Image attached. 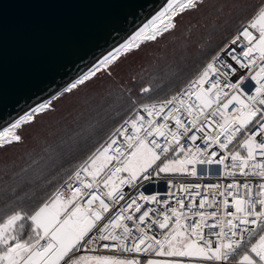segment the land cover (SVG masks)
Here are the masks:
<instances>
[{
  "label": "snow or ice",
  "instance_id": "1",
  "mask_svg": "<svg viewBox=\"0 0 264 264\" xmlns=\"http://www.w3.org/2000/svg\"><path fill=\"white\" fill-rule=\"evenodd\" d=\"M203 2L167 0L133 37L0 132V147L22 142L16 130L51 110L58 97L78 89L102 70L110 74L122 53L173 30L178 15L199 9ZM230 44L233 47L226 44L212 56L182 93L159 103L132 99L133 118L116 130V135L124 137L125 147L111 139L98 148L75 171L76 187L68 183L67 192L57 189L35 207L9 206L0 215V264H264V0ZM226 48L231 58L228 63L221 55ZM141 92L148 93L149 88ZM184 140H190L191 146L185 148ZM126 152L135 166L120 159ZM177 152L182 158L168 159V154ZM229 159L231 165L226 163ZM114 160L119 166L113 168ZM197 164L222 165L225 175L243 178L228 183L223 191L219 185H205L203 191L211 199L199 191L192 196H200V209L214 211H197L192 215L199 218L193 220L179 210L185 204L178 199L179 209L169 206L167 213L156 212L146 205H167L168 201L143 192L115 207L125 200L124 184L135 187L139 178L149 180L153 173L196 176ZM123 172L128 176L117 183L114 178ZM101 183L108 191L101 189ZM179 191L189 189L179 185ZM217 196L223 199L217 201ZM195 206L187 205L189 209ZM151 227L161 230L162 239L148 234L146 229ZM99 248L113 254H100ZM176 257L186 259H171Z\"/></svg>",
  "mask_w": 264,
  "mask_h": 264
},
{
  "label": "trees",
  "instance_id": "2",
  "mask_svg": "<svg viewBox=\"0 0 264 264\" xmlns=\"http://www.w3.org/2000/svg\"><path fill=\"white\" fill-rule=\"evenodd\" d=\"M256 1L204 0L199 9L178 15L184 19L178 21L176 17V27L154 42L165 44L166 35L176 36V31L181 40L173 39L166 50L148 59L139 58V66H130L126 72V68H120L118 74L113 69L110 74L107 70L97 73L92 78L95 87L90 88L95 91L93 98L83 99L82 104L73 103L72 116L64 113L71 111L68 109L62 117L60 112L53 117L47 127L46 133L51 134L47 139L36 145L30 141L29 147L26 140L4 155L2 149H10L13 144L0 147V215L14 204L35 207L47 200L74 167L83 164L100 144L105 146L116 134L119 123L131 111L132 99L148 101L173 94L245 22L237 17ZM234 24V31L229 32L227 26ZM145 87L149 88L148 93L141 92Z\"/></svg>",
  "mask_w": 264,
  "mask_h": 264
},
{
  "label": "water",
  "instance_id": "3",
  "mask_svg": "<svg viewBox=\"0 0 264 264\" xmlns=\"http://www.w3.org/2000/svg\"><path fill=\"white\" fill-rule=\"evenodd\" d=\"M167 0H0V127L59 90Z\"/></svg>",
  "mask_w": 264,
  "mask_h": 264
},
{
  "label": "built area",
  "instance_id": "4",
  "mask_svg": "<svg viewBox=\"0 0 264 264\" xmlns=\"http://www.w3.org/2000/svg\"><path fill=\"white\" fill-rule=\"evenodd\" d=\"M248 21L249 20L243 22L241 25H246L248 23ZM241 25L209 56V58L206 60L204 65H206L211 60L212 56L215 55L217 52H219V50L222 47H224L226 44L229 45V48L233 47L230 44V41L237 35V31L240 29ZM126 37L127 36H125L124 38H126ZM241 39H243V38H241ZM242 46L243 45H241V47ZM237 51H239V48H237ZM227 52H228V49L226 48L225 49V53H221V55L224 57L225 63L231 62L230 55H227L226 54ZM217 66L220 67L219 64ZM201 69H199L190 78H188L182 84V86L178 90H176L173 94H171L170 96L165 97V98H161V99L148 100V101H144V102H147V103H159L160 101H163L165 99H171L173 96H176V95L182 93L187 88L189 81L195 79L197 73ZM133 115H134V113L132 111H130L121 120V122L119 123L117 129L124 127V121L133 118ZM157 119H159V118H157ZM130 131L131 130L129 129V132ZM0 132H3V131L0 129ZM197 135H202V134L201 133H197ZM111 139H116L119 146L125 147L124 137L114 134ZM111 139L107 140L106 144L108 142H110ZM161 142H162V139H161ZM182 143H183L185 148H188V147L191 146V141L190 140H184V141H182ZM197 143L202 145V141H197ZM209 151H211V149H209ZM217 151H219V150L217 149ZM170 154H168V156ZM128 156L129 155H127V152H126V155L124 157H121L120 159L122 161H125L128 158ZM177 157L178 158H182V155L177 152ZM157 163H159V161ZM226 163L231 165V160L229 159L228 161H226ZM81 165L82 164H79L76 167H74L65 176V178L63 180H61L57 184V186L51 192V195H53L57 189H60V190H63L65 192H67V184L68 183H72L73 187H76L77 186V182L74 179V173H75L76 170H78L80 168ZM116 166H119V165L114 160L112 162V164L110 165V167L114 168ZM212 166L213 167L208 168V167H206V164H204V165H200V164L195 165V167L197 169V175L196 176H192V175L187 174V173H184V174H181V173H178V174H159V175H156L155 173H153L149 180H143L142 178H139L136 182H134L135 183V187H133V186H131L129 184H124L122 186V188H121V191L125 194V200L124 201H120L119 204H117L115 207L119 208L127 200L137 198V197H139V194L141 192H143L144 195H156L158 200H167L168 201L167 205H165V204H157V203H151V204H147L146 205V207L155 209L156 212H165V213H167L169 206L179 209V205L177 204V200L178 199H183L184 204H185V207L183 209H179V210L183 211L184 213H186L188 215H192L193 213H195L197 211H205V212L214 211L215 208L200 209L199 208L200 196H196L195 199H192V196H194L195 193L197 191H199L201 193V195L208 196L209 199H211V194L208 193V192H204L203 191L205 185L216 184V185H219L221 191H223L224 187L228 183L233 182V180L240 181L243 178L240 177L238 174H237L236 177H231V176L225 175V170L223 169L222 165L213 164ZM70 176L73 177V179L71 181L69 180ZM197 184L200 185V189H195L194 188V186L197 185ZM173 185H175V186H173ZM179 185H184V186L188 187L189 191L188 192L179 191ZM100 187L105 192L108 191V189H104L103 185H100ZM168 193H171V195H168ZM216 199H217V201H220V200L223 199V197L217 196ZM229 199H231V198L229 197ZM138 202L141 203L142 205L145 204V202L143 200H138ZM109 203H110V201H109ZM190 203L193 204V205H196V206L191 208V209H189L187 207V205L190 204ZM151 215H155V213H150V216ZM159 218L162 219V217H159ZM198 218L199 217L192 215V219L193 220L198 219ZM189 222H191V221H189ZM127 223L129 224L130 227H132L131 221H127ZM145 224L146 225L150 224V221L146 220ZM141 227H145V225H141ZM146 230L148 231L149 235L155 234L157 236V238H161L162 239L161 230L158 227H151V228H147ZM134 235H139V233H136L134 231ZM213 239H214V237H213ZM107 243H112V242H107ZM98 252L110 253L109 250H105L103 248H99ZM110 254H113V253H110ZM114 254L115 255L127 256V257L137 256L138 255L136 253H114ZM140 257L146 258L143 255H140Z\"/></svg>",
  "mask_w": 264,
  "mask_h": 264
},
{
  "label": "rangeland",
  "instance_id": "5",
  "mask_svg": "<svg viewBox=\"0 0 264 264\" xmlns=\"http://www.w3.org/2000/svg\"><path fill=\"white\" fill-rule=\"evenodd\" d=\"M167 3V1L163 4V6ZM260 3V0H257L256 2H254L253 6L249 9V10H244L238 17L237 19L238 20H243V21H247L249 20L254 12H255V9H256V6ZM163 6L160 7L163 8ZM159 10V9H158ZM157 14V10L152 14V15H149L150 16V20L152 19L153 16H155ZM176 19H178V21H182L184 19V17L181 15L179 18L177 17ZM175 19V20H176ZM145 21H143L144 23ZM187 22L186 20L183 21V23ZM140 24L138 25L135 30L131 31L129 34H131L129 36V38H125L121 43L117 44L116 46H114L113 48H119L120 45L124 44L127 40H129L131 37L134 36V34L139 31L141 28L144 27L145 23L144 24ZM235 24L232 25V26H227V28H229V32H233L234 29H235ZM177 32V35L176 36H172V35H169L167 37V42L165 44H162V41L160 42L159 40L157 42H154V41H151L150 43L148 41L146 42H141L140 43V47L137 48V49H133L131 52L129 53H122L119 58L117 59V61L114 63L113 66H115L116 68L114 69V67H111V69L114 70V73L118 74V70H120V68H126L125 72L127 71V69L131 66V68H136L137 65L139 66L138 62V59L140 58H143L145 56H147L146 59H148V57H150V55L152 54H158V52H163L164 50H166L169 46H170V41L173 42V39L175 41H179L181 40L179 35H178V31ZM165 37V38H166ZM226 40V39H225ZM224 40V41H225ZM223 41V42H224ZM148 42V43H147ZM161 44V45H160ZM112 48V49H113ZM111 48L105 52L103 55L100 56V58H98V60H96V62H98L100 59H102L105 55L108 54V52H110L112 50ZM153 51V52H152ZM151 52V53H150ZM95 62V63H96ZM136 62V63H135ZM92 66V65H91ZM91 66H89L88 68H90ZM86 68L84 71L82 72H85L87 71ZM153 69H156V67H151V70ZM105 71V70H104ZM81 72V73H82ZM124 72V73H125ZM80 73V74H81ZM79 74V75H80ZM77 75V76H79ZM103 75L107 76L108 74L106 73H103ZM76 77H74L71 81L75 80ZM96 79H98V77H96ZM70 81V82H71ZM68 82V83H70ZM67 83V84H68ZM95 84H96V81H95V78L94 80L92 81V79L90 81H87L85 83V85H82L80 86L78 89L76 90H73L71 93H66L64 94L63 96L61 97H58L57 100H55L53 102V108L51 110H49L47 113H41L39 114L35 120L33 122H30L28 123L27 125H23L20 129H17L16 132L18 135H20L22 137V142H13L10 146V149H6V147L4 149H2V154H6L8 151H13L16 149L17 145L18 146H22V143L25 142L27 140L26 143H28V147L30 145V141H33L34 144H38L39 142L43 141L44 139H47L50 135H48V132L46 133V131L48 130V125L50 124V121L53 117H55L56 115L59 114L60 112V117L63 116V112L66 111V110H71L69 112H64V113H70V115L72 116L74 114V110L72 108V104L73 103H78V104H82L84 103V100L83 99H91L93 98V96L95 95V91H92L91 89H93L95 87ZM66 85V84H65ZM64 85V86H65ZM63 86V87H64ZM61 87L59 90L55 91L53 94L47 96L46 98H44L43 100H41L40 102H38L37 104L39 103H42L46 100H49L51 98L52 95L58 93L61 91V89L63 88ZM91 88V89H90ZM37 104L31 106L30 108H28L26 111L22 112L21 114H19L18 116H16L15 118H13L12 120H10L9 122H7L6 124H4L2 127H0V129L4 132L11 124L15 123V121H17L20 117H22L24 115L25 112H29L30 109L34 108ZM52 132V131H51ZM45 133V134H44ZM104 144H100L98 148H101L103 147ZM35 146L33 145L32 146V149H34ZM97 148V149H98ZM96 152V150L94 151ZM93 152V153H94ZM92 153V154H93ZM90 154V155H92ZM88 155L86 157V159L90 156ZM178 158L177 157V153H171L169 156H168V159L169 160H172V159H176ZM128 161H131V165L130 166H135L136 164V161L131 157V156H128V158L124 161L125 163H127ZM206 167L208 168H211L213 167L212 165H208L206 164ZM28 173V172H27ZM160 174H165V173H160ZM167 174H178V173H167ZM128 176V173L127 172H123V173H117V176L114 178L116 179V182L118 183L119 182V179L121 178H124ZM101 185H103V183H101ZM49 199V198H47ZM100 254H107V253H101L99 252ZM83 255H94L96 253H81Z\"/></svg>",
  "mask_w": 264,
  "mask_h": 264
},
{
  "label": "bare ground",
  "instance_id": "6",
  "mask_svg": "<svg viewBox=\"0 0 264 264\" xmlns=\"http://www.w3.org/2000/svg\"><path fill=\"white\" fill-rule=\"evenodd\" d=\"M161 6H163V5H161ZM161 6H160V7H161ZM160 7L158 8L159 10L157 9V12H159V11L162 9V8L160 9ZM149 20H150V16H147V18L145 19V22H144V23L147 24ZM142 23H143V22H142ZM142 23H141V24H142ZM144 23H143V24H144ZM137 32H138V31H137ZM130 35H131V34L127 35V38H129ZM124 39H125L124 37H123L122 39H120L117 43H115V44L111 47V49H112L114 46H116L117 44L121 43Z\"/></svg>",
  "mask_w": 264,
  "mask_h": 264
},
{
  "label": "crops",
  "instance_id": "7",
  "mask_svg": "<svg viewBox=\"0 0 264 264\" xmlns=\"http://www.w3.org/2000/svg\"><path fill=\"white\" fill-rule=\"evenodd\" d=\"M107 254H110V253H107ZM141 259H146V258H141ZM171 259L185 260L186 258L176 257V258H171Z\"/></svg>",
  "mask_w": 264,
  "mask_h": 264
}]
</instances>
